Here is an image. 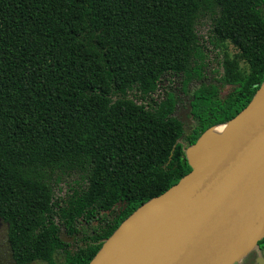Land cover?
<instances>
[{
  "label": "trees",
  "instance_id": "obj_1",
  "mask_svg": "<svg viewBox=\"0 0 264 264\" xmlns=\"http://www.w3.org/2000/svg\"><path fill=\"white\" fill-rule=\"evenodd\" d=\"M203 19L214 48L237 50L215 59L216 83L203 81ZM167 74L185 90L200 82L188 133L174 94L154 97ZM263 83L264 0H0V217L13 264H90Z\"/></svg>",
  "mask_w": 264,
  "mask_h": 264
},
{
  "label": "water",
  "instance_id": "obj_2",
  "mask_svg": "<svg viewBox=\"0 0 264 264\" xmlns=\"http://www.w3.org/2000/svg\"><path fill=\"white\" fill-rule=\"evenodd\" d=\"M223 125L219 139L210 135L221 125L188 148L192 170L125 220L90 264H238L257 248L264 238V83Z\"/></svg>",
  "mask_w": 264,
  "mask_h": 264
},
{
  "label": "rangeland",
  "instance_id": "obj_3",
  "mask_svg": "<svg viewBox=\"0 0 264 264\" xmlns=\"http://www.w3.org/2000/svg\"><path fill=\"white\" fill-rule=\"evenodd\" d=\"M211 32V23L208 19H203L201 24L198 27V33L202 37V42L208 47L210 59H212V65L208 70L207 77L203 81L206 83H216L217 78L222 77L223 75H219L214 73L212 69L216 68L217 65L215 64V59L218 61H222L224 58L223 51L227 52L229 55L232 56L237 53V50L231 44H224L218 48H214L212 44L209 43V37ZM222 72V70H221ZM200 86V82H192L188 85L187 89L183 88L182 84V77L180 75H171L167 74L163 77V80L160 84L158 92L155 94V98H162L166 95V93L171 92L174 94L177 100L176 112L175 115L183 120L186 124V128H190L193 125V121L189 115V103L191 100L192 92ZM231 87L229 85H225L222 87L223 95H226L230 91ZM191 121V124L188 122ZM64 193L66 187L63 185ZM60 193V194H61ZM62 237L66 241H71L70 238L67 236L65 229L62 230ZM57 264H65V257L62 254H58L56 256ZM0 264H13L11 260L10 249L8 245V236H7V227L4 225L2 231L0 233ZM34 264H47L42 262H36Z\"/></svg>",
  "mask_w": 264,
  "mask_h": 264
},
{
  "label": "flooded vegetation",
  "instance_id": "obj_4",
  "mask_svg": "<svg viewBox=\"0 0 264 264\" xmlns=\"http://www.w3.org/2000/svg\"><path fill=\"white\" fill-rule=\"evenodd\" d=\"M1 231H2V229L0 230V233H1ZM259 257H263L264 258V244L261 245V246L258 245L257 248L252 250L238 264H261L260 261L258 260Z\"/></svg>",
  "mask_w": 264,
  "mask_h": 264
},
{
  "label": "bare ground",
  "instance_id": "obj_5",
  "mask_svg": "<svg viewBox=\"0 0 264 264\" xmlns=\"http://www.w3.org/2000/svg\"><path fill=\"white\" fill-rule=\"evenodd\" d=\"M226 128H227L226 125H221V126L215 127L212 130V133L210 135V141H214L216 139H219L224 134V132L226 131Z\"/></svg>",
  "mask_w": 264,
  "mask_h": 264
}]
</instances>
